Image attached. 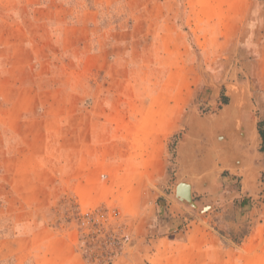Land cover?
<instances>
[{"label": "rangeland", "instance_id": "1", "mask_svg": "<svg viewBox=\"0 0 264 264\" xmlns=\"http://www.w3.org/2000/svg\"><path fill=\"white\" fill-rule=\"evenodd\" d=\"M0 73L36 82L37 111L63 114L71 154L93 153L94 120L132 140L114 155L146 159L143 135L165 134L163 164L148 159L159 174L117 167L31 191L1 174L0 264H264V0H0ZM244 91L258 138L231 170L217 137ZM185 171L213 177L190 203L175 198Z\"/></svg>", "mask_w": 264, "mask_h": 264}, {"label": "crops", "instance_id": "2", "mask_svg": "<svg viewBox=\"0 0 264 264\" xmlns=\"http://www.w3.org/2000/svg\"><path fill=\"white\" fill-rule=\"evenodd\" d=\"M35 84L33 80L28 83L22 80L17 82L15 78H11V75L0 73V175L9 174L16 178L14 185L21 191H31L37 186L44 187L45 190L54 189L58 179L61 189L64 190L68 188L74 176L81 175L86 178V182L89 180L94 182L100 178L102 171L111 173L117 167L120 170L119 175L159 174V170L148 171V167L154 168V165L148 164L149 157L152 160L160 159L163 164V156L158 150L154 151L155 146L163 143L165 138L159 124L156 123L157 127H151L150 130L153 131L144 134L141 138V142L150 145L152 150V156L147 155L146 159V156L140 158L128 151L124 156L114 155L116 153L112 151L113 144L132 142V140L114 135L117 132L116 128L121 127V124L109 125L108 132L105 134V130L96 125L97 120H94L91 126L93 143L96 144L93 145V153L80 154L81 151H79L77 154H71L70 146L66 145V139H64L68 135L65 131L66 125L62 123L63 114H54L52 105H47L42 113H38ZM65 95L60 97V102L64 100ZM67 106L68 104H65L61 106V109H67ZM48 108L50 109L47 110ZM179 108L176 105V110ZM175 121L174 118L172 124H175ZM124 126H126L125 123ZM124 132L126 133V128ZM102 133L105 134L103 146L108 148V155L101 153ZM37 144H42L41 151L37 150ZM95 148H97L96 152ZM123 168H125L124 171ZM74 184L79 185L80 179H77Z\"/></svg>", "mask_w": 264, "mask_h": 264}, {"label": "water", "instance_id": "3", "mask_svg": "<svg viewBox=\"0 0 264 264\" xmlns=\"http://www.w3.org/2000/svg\"><path fill=\"white\" fill-rule=\"evenodd\" d=\"M240 96L241 97L239 99H241V100H237V102H236L237 105L232 104L234 98L232 96H230V102L227 105L225 111H227L228 108L231 110L228 112L224 111V113H226V122L227 123L230 122V127L237 124L238 122H239V124H245V120H244L245 113H246V111L251 110V108H252L251 107L252 105L248 99L247 92L244 91L242 93V95H240ZM224 113L222 114V116L224 115ZM234 113H237L236 114L237 116L235 115L236 118L231 117V115ZM222 116L220 114V116H218L214 119L219 121L220 118H222ZM198 119H200V118H198L196 116L194 117L191 129L196 127L195 124L198 123V121H199ZM232 131L233 130H231V129L227 130V134L225 135L226 141L228 142V144H230V146L234 145V140L231 138ZM241 135L242 134L240 132H239V134L237 133L236 139H238V141L240 142V145L237 146L236 156H230L227 154L225 164H223L224 162H221V163H217V166L221 167L222 165H224V167H227L231 170H237L238 168H242L244 166H247L249 159H248V155L245 153V150L248 148L249 142L245 136H241ZM217 169H219V167H217ZM215 170L216 169H214V171ZM183 174L184 175L181 174V176L182 177L186 176V177L180 179L175 185V198L178 200H181L183 202H186V203L189 202L190 203L193 199L192 196L194 195L195 191L203 192L206 188L211 187L213 184V177H211L210 179L209 178L207 179L206 176H203L201 180H197V179H195L196 177L193 178V175H191V177H188L189 172H187V171H185ZM213 175H214V172H213L212 176ZM183 184H185V186H187L189 188V194L186 195L185 197H183L180 193V188L183 186ZM192 204L194 206H197V204L194 201L192 202Z\"/></svg>", "mask_w": 264, "mask_h": 264}, {"label": "bare ground", "instance_id": "4", "mask_svg": "<svg viewBox=\"0 0 264 264\" xmlns=\"http://www.w3.org/2000/svg\"><path fill=\"white\" fill-rule=\"evenodd\" d=\"M235 114V113H234ZM245 120V119H244ZM229 122V121H228ZM247 122V123H246ZM195 128V127H194ZM240 128V129H239ZM222 129V128H221ZM229 129H231V130H233L232 131V135H231V138L233 137V136H235V137H237V133L239 134V132L242 134L241 136H245L246 137V139H248V142H249V144H251V142H252V144H255L256 143V141H257V133H256V128H255V126H253V124L252 123H250V122H248V121H246L245 120V124H239V122L237 123V124H235V125H233V126H231L230 127V122L229 123H226V128H225V130H223L222 129V135H220L219 137H217L218 138V141H224V143H226V147L227 148H225V149H223V154L221 155V156H224V157H227V154L228 155H230V156H236V149H237V146L235 145V143H234V145L233 146H230V144H228V142L226 141V132H227V130H229ZM193 130V129H192ZM202 130V129H201ZM217 131V130H216ZM213 132V131H212ZM202 138V137H201ZM207 138V137H206ZM203 139V138H202ZM201 139V140H202ZM223 139V140H222ZM233 139V138H232ZM210 140V139H209ZM238 140V139H237ZM190 142V141H189ZM205 142V141H204ZM216 142V141H215ZM235 142V141H234ZM203 144V143H202ZM205 144V143H204ZM223 144V143H222ZM216 145V144H215ZM206 146V145H205ZM218 146V145H217ZM217 146L215 147V148H213V152L214 153H217L218 152V149H217ZM251 146V145H250ZM254 147V146H253ZM188 148V147H187ZM203 149H204V147H202ZM205 149H207V148H205ZM221 149V148H220ZM207 151V150H206ZM221 151V150H220ZM253 152V151H252ZM185 154V153H184ZM206 154V156H210V153L209 154H207V153H205ZM218 154V153H217ZM253 157V156H252ZM224 159V158H223ZM209 160V159H208ZM211 160V159H210ZM209 160V161H210ZM192 161H193V159H192ZM207 161V160H206ZM211 162V161H210ZM209 162V163H210ZM193 163V162H192ZM200 165V164H199ZM207 165V164H206ZM212 165V164H211ZM211 168H212V166H211ZM208 170H211V169H208ZM209 172V171H208ZM207 172V173H208ZM200 173V172H199ZM206 175V174H205ZM249 175H250V173L248 172V174L246 175V177L247 178H249ZM196 176V175H195ZM251 176V175H250ZM200 177V176H199ZM247 181V180H246ZM247 183V182H246ZM180 193H181V195L182 196H186V195H188L189 194V188L188 187H186L185 185H183L181 188H180ZM189 206H190V204H189ZM192 206V205H191ZM198 207V206H197ZM210 207V206H209ZM196 208V207H195ZM204 209V208H203Z\"/></svg>", "mask_w": 264, "mask_h": 264}, {"label": "trees", "instance_id": "5", "mask_svg": "<svg viewBox=\"0 0 264 264\" xmlns=\"http://www.w3.org/2000/svg\"><path fill=\"white\" fill-rule=\"evenodd\" d=\"M260 133H261L263 140H264V130L260 129ZM263 145H264V142H263ZM263 149H264V146H263Z\"/></svg>", "mask_w": 264, "mask_h": 264}]
</instances>
